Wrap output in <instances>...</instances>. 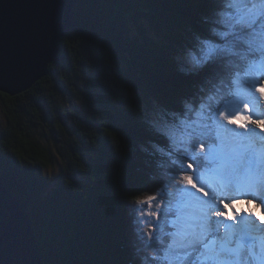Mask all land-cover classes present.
Listing matches in <instances>:
<instances>
[{
	"label": "trees",
	"instance_id": "obj_1",
	"mask_svg": "<svg viewBox=\"0 0 264 264\" xmlns=\"http://www.w3.org/2000/svg\"><path fill=\"white\" fill-rule=\"evenodd\" d=\"M216 7V0H80L49 75L19 97L0 93L4 181L32 216L46 264H150L159 244L149 249L141 241L133 204L157 195L180 161L147 150L155 138L143 116L180 108L214 72L186 76L176 56L195 34L208 33ZM238 93L235 84L231 92L221 86L213 110L226 111ZM40 129L71 180L55 186L43 174L55 158ZM155 220L141 221L145 237L155 233Z\"/></svg>",
	"mask_w": 264,
	"mask_h": 264
},
{
	"label": "snow or ice",
	"instance_id": "obj_2",
	"mask_svg": "<svg viewBox=\"0 0 264 264\" xmlns=\"http://www.w3.org/2000/svg\"><path fill=\"white\" fill-rule=\"evenodd\" d=\"M216 3L208 18V33L195 34L176 56L177 70L186 76H201L209 67L214 72L204 76L198 92L184 98L180 108L154 109L143 116L145 126L155 138L147 150L175 156L180 161L174 172L169 169L164 173L157 195L143 200L137 197L133 204L134 211L140 214L136 223L141 241L149 249L151 241L159 244L150 264L169 258L177 264H248L249 258L264 264V255L254 253L253 245L246 239L255 231L264 232V227L256 228L257 223L264 226V203L249 198L247 193H240L239 198L221 195L216 203L215 190H210L198 176L206 171L231 181L244 171L250 175V186L264 194V175L245 167L242 151L225 157L215 146L217 139L222 141L223 134L231 131L224 122L242 130L231 133L241 137L252 133L249 125L264 133V119L241 112L229 114L219 107L213 110L211 104L216 99L219 105L221 86L231 92L232 84L239 88L249 73L264 69V0ZM245 68L242 77L240 70ZM248 87L264 97V76L257 77ZM243 108L249 110L248 103ZM189 201H195L197 206L185 207ZM144 206L149 211L145 212ZM243 214L252 219L242 222L238 217ZM144 217L156 218L152 221L155 233L147 237L140 232Z\"/></svg>",
	"mask_w": 264,
	"mask_h": 264
},
{
	"label": "water",
	"instance_id": "obj_3",
	"mask_svg": "<svg viewBox=\"0 0 264 264\" xmlns=\"http://www.w3.org/2000/svg\"><path fill=\"white\" fill-rule=\"evenodd\" d=\"M80 0H0V93L11 98L49 75ZM0 165V264H46L36 227Z\"/></svg>",
	"mask_w": 264,
	"mask_h": 264
},
{
	"label": "rangeland",
	"instance_id": "obj_4",
	"mask_svg": "<svg viewBox=\"0 0 264 264\" xmlns=\"http://www.w3.org/2000/svg\"><path fill=\"white\" fill-rule=\"evenodd\" d=\"M262 73H264V69H262L260 71H256L254 73H249L247 81H243L242 80L240 82V86H239V90L240 91L238 93L239 101L237 103H231V105L235 106V108L227 109L226 112H228L229 114H234V113H236L237 109H241L240 107H241L242 103L249 99V91L252 89V88H249V90L247 91L246 89L248 88V85L251 84V83H254L255 80H256L255 76L260 75ZM251 93H254V92H251ZM75 102H76V100L72 99V100H68L67 104L69 105L70 108H72V103H75ZM252 102L256 103V105L258 104L256 101H252ZM260 102L262 104L260 110H262L264 112V104H263L264 101H263V99H261ZM248 105H249V110H245L244 108L241 109L242 111H244V114L245 113L252 114L253 113L252 111H254L253 106L250 105V104H248ZM80 106L82 108H85V105H83V104H80ZM257 108H258V106H257ZM224 123H225V127L230 129L231 131H229L227 133H224L222 141L219 140L216 143L215 146L217 147L218 151L222 155H224L225 157H230L233 154L237 153L238 151H240V150L242 151L243 150L242 152L244 153V155L246 157V165H245V167L251 170V167H252V164H251V161H250L251 160V155H250L251 151L249 150L250 147L248 148V146H247L251 142H249L247 144H243L241 146H237V149L234 152H232L231 149H230V143H231L230 136L233 138V135L231 133L234 132L235 130H240V129L236 128L235 126L227 125L226 122H224ZM0 124H1V126H4L6 124V115H5L3 106H1V103H0ZM261 133L262 132L257 133V134H255V136H256V138H258L259 140L262 141L261 138L264 137V135L262 134V137H261ZM36 135L55 158V161H54L53 164L43 168V170H42L43 174L45 176H47L48 178H50V180H53V184H55V186L59 185V181H61L62 179H64V180L70 179L71 180V177H69L66 174V172H65L64 161L59 157L58 151H57V146H56L55 142L52 140V137L50 135H48L43 129H40L37 132ZM262 145L264 146V141H262ZM248 150H249V152H248ZM223 152L225 154H223ZM258 153H259L260 157L264 156V154L262 152L258 151ZM257 167H258V165H257ZM261 169L263 170L264 166H262ZM243 172L244 171L240 172L231 181L223 179L221 177V175H219L217 173H210L211 175H208L209 172H206V171L200 173L199 176L202 179H206V183H204V184L207 187H208L209 184L211 185V183L213 181L222 182V183H237V184L239 183L238 184L239 186H243V184L246 182L245 180H248L247 179L248 177L244 176L245 174ZM240 175H241V178H240ZM211 176H218L220 178L219 179L218 178H211ZM241 182L243 184H241ZM256 193L258 194V192L255 190V193H251V191H248L247 194H250L249 198L258 199V201H260L262 199V203H263V199H264V198H262L263 196L262 197L258 196V197H260V199H259L258 197H256L257 196ZM234 194L237 195V198H239V193L238 192H235ZM218 199H219V196H217V202L216 203H218ZM193 204H194V206H197L195 204V201H189L185 205H186V207H188V205H190L192 207ZM261 218L264 219V217H261ZM247 220H248V218H247ZM256 226H257V229H259L258 227H264L262 225H259L258 223L256 224ZM221 231H222V229H221ZM260 234H261L262 239H263L262 242H260V243H256V244L253 243L255 241V236L254 235H252L251 237L246 238L247 242L251 243L253 245V252L256 253V254H258V252L261 250V248L264 247V232H260ZM168 264H177V262L173 258H172V260H171V258H169ZM248 264H260V261H259V259L249 258L248 259Z\"/></svg>",
	"mask_w": 264,
	"mask_h": 264
},
{
	"label": "bare ground",
	"instance_id": "obj_5",
	"mask_svg": "<svg viewBox=\"0 0 264 264\" xmlns=\"http://www.w3.org/2000/svg\"><path fill=\"white\" fill-rule=\"evenodd\" d=\"M260 76H264V73L255 76V78L257 79V77H260ZM246 90L248 91L249 87ZM251 92H254V93H251ZM261 99H263V101H264V97H262L259 93H257L255 91L254 88H252L249 91V99L246 100V101L243 100L244 102L242 103V105L240 104L241 105L240 108L241 109L243 108V104L244 103H248V104L253 106L254 111H253L252 114L245 113V115H250L254 119H264V112L262 110H260L261 109V105H262L261 102H260ZM252 101H256L258 104L256 105V103H253ZM263 104H264V102H263ZM257 106H258V108H257ZM241 109H237L236 112H241V113L244 114V111H242ZM249 127L252 129V133L251 134L242 135L241 137H234L233 136V138L230 136V139H231L230 149H231V151L234 152L237 149V146H241L243 144H247L249 142H253V144H254L253 147H255L259 152H262L264 154V146L262 145V141L259 140L258 138H256V136H255V134L260 133V130L256 129L255 126H252V125H249ZM234 132H242V130H235ZM247 146H248V148L250 147V145H247ZM258 151H257V154H259ZM253 156H254V154L252 153L251 162L254 161V160H252ZM259 157H260V155H259ZM262 157H263L262 161L260 159L257 161L256 166L258 165V167H257V171L256 172H258V173L263 175L264 174V169L262 170L261 168H262V166H264V156H262ZM243 173L245 174L244 176L248 177L247 178L248 180H245L246 184L245 183L243 184L241 182V184H243V186H239L238 185L239 183L237 184V183L215 182V183L211 184L209 186V188H210V190L214 189L216 196H219V197L221 195H223L225 197H229L230 196V197H236L237 198V195L234 194L235 192H238L239 194L240 193H248V191H251V193H255L256 189L250 186L252 181H251L249 173H247V172H243ZM240 178H241V175H240ZM225 185H227V187H225ZM262 195L263 194L259 193L260 197H262ZM192 207H196V206H194V204H193ZM188 208H191V206L188 205ZM243 215L245 216L244 221H250L252 219V218L248 217L246 214H243ZM262 217H264V216H262ZM247 218H248V220H247ZM256 228H257V226H256ZM253 235L255 236V241L253 242L254 244L262 242L263 239H262V236H261L259 231H255L253 233ZM258 255H264V247L261 248V250L258 252Z\"/></svg>",
	"mask_w": 264,
	"mask_h": 264
},
{
	"label": "clouds",
	"instance_id": "obj_6",
	"mask_svg": "<svg viewBox=\"0 0 264 264\" xmlns=\"http://www.w3.org/2000/svg\"><path fill=\"white\" fill-rule=\"evenodd\" d=\"M244 75V74H243ZM236 85V84H235ZM236 87H237V85H236ZM237 89H238V92L240 91L239 90V88L237 87ZM239 101V96H237V100L236 101H234V102H232V103H237ZM233 108H235V106H232L231 105V103L229 104V107L227 108V109H233ZM226 109V110H227ZM253 112V111H252ZM262 134L264 135V133H261V137H262ZM260 137V138H261ZM262 139V141H264V137H262L261 138ZM252 143V145L249 143V145H251L250 146V148H249V150L251 151V154L250 155H252V153L254 154V156H253V159L252 160H254L253 162H251V164H252V167H251V171L252 172H256L257 171V166H256V164H257V161L260 159L261 161H262V158L263 157H259V154H257V149H255L254 147H253V142H251ZM249 150H248V152H249ZM223 154H225L224 152H223ZM256 154V155H255ZM251 161V160H250ZM200 174V173H199ZM199 174H198V176H199ZM208 175H211L210 173H208ZM211 178H220V177H218V176H211ZM202 179V178H201ZM202 181H203V183H206V179H202ZM215 182H217V181H213L211 184H213V183H215ZM246 184V183H245ZM209 186H210V184L208 185V188H209ZM260 192H258V194H259ZM257 194V196L256 197H258L259 195ZM263 197L262 198H264V194L262 195ZM259 199H260V197H258ZM259 202H261L262 203V199L259 201ZM263 203H264V199H263ZM24 206H25V204H24ZM26 207V206H25ZM185 207H186V205H185ZM28 210V209H27ZM29 212V211H28ZM30 214V213H29ZM32 217V216H31ZM238 219H240L242 222L244 221V219H245V216L244 215H241L240 217H238ZM222 223H231V222H228V221H221ZM258 228H262V227H258ZM221 232H223V229H222V231ZM171 260H172V258H171ZM161 261V263L162 264H168V261H165V260H160Z\"/></svg>",
	"mask_w": 264,
	"mask_h": 264
}]
</instances>
